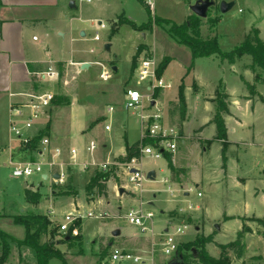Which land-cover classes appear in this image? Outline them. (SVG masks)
<instances>
[{
	"label": "rangeland",
	"instance_id": "rangeland-1",
	"mask_svg": "<svg viewBox=\"0 0 264 264\" xmlns=\"http://www.w3.org/2000/svg\"><path fill=\"white\" fill-rule=\"evenodd\" d=\"M74 1L77 4L74 12L79 16L75 29H71L72 21L69 17L61 22L54 19L50 23L53 30L49 34V46L52 53L60 55V58L89 60L90 65L84 69L81 65H76L75 79H72L65 66L63 71L58 68L59 77L53 100L63 104L72 101L74 95L78 94L77 98H80L85 108H71L69 111L56 109L49 133L52 138H63L65 143H70L69 136L77 138L75 144L78 154L69 165L64 162L63 167L60 156L48 154V159L43 162V172L16 177L13 175L14 164L9 160L8 150L16 151L20 141L22 144L26 142L12 131L11 126L9 130L0 117V231L21 240L26 235V229L15 223L14 216L45 214L50 220L49 233L41 236V242L56 241L55 247L64 253L66 264H115L110 257L114 247L140 253L147 259L145 264H167L175 253L165 255L163 252L165 229L174 232L179 225H187L183 233L176 235V241L181 246L179 252L194 259L193 254L196 255L200 247L198 239L209 235L207 232L213 230L210 234L215 235V241L207 243L206 247L211 255L220 257L219 244L229 243L236 238L241 223L238 215L255 213L264 218V198L261 194H255L257 188H264V71L251 66V55H244L234 62H222L218 56L197 58L191 66L189 47L170 36L166 26L157 25L146 31L136 30L129 23L117 27L119 17L134 21L137 25L147 24L155 16L172 20L178 25L184 24L196 15L191 10V5L196 0H150L152 5L148 0ZM215 1L216 4L209 9L207 17L198 16L201 38H217L223 51H231L246 39L252 28L257 27L264 40V0ZM223 2L231 5L226 12L221 10ZM99 21L102 22L100 26ZM93 23L97 27L92 26ZM114 29L116 33L112 34ZM97 32L100 39H95ZM43 33L44 30L40 27L34 35L43 39ZM61 33L65 35L61 36ZM107 43H111L110 50L105 48ZM139 44L144 49L138 53ZM148 56L155 57L158 64L165 60L168 62L165 74L162 73L166 80L162 75L161 77L165 82L171 83V87L148 90L147 82L138 83L139 62ZM114 67L117 69L114 70ZM187 70L191 71L188 75ZM103 73H109V77H101ZM257 73L262 78L261 82H256ZM182 78L185 79L190 111L191 123L187 128V105L185 114H182L179 104L172 106L169 103L177 98ZM194 78L200 85L199 94L195 93L193 87ZM245 78L254 83L258 90L253 101L243 97L247 93L251 94ZM67 79L69 83H65ZM49 85L54 87V83ZM64 87L67 92L62 91ZM127 88L150 93L154 100L159 98L163 89L164 97L160 103L158 101L157 106L145 99V112L152 113L160 107L166 120L170 121L169 124L180 125L184 134L185 129L189 133L193 126L204 124L216 112L218 93L221 95L229 91L232 94V112L241 122L233 116H227V123L232 128L229 137L233 141L228 143L226 150L227 176L223 168L222 143L216 142L204 151L198 141L191 145L182 143L183 134L180 133L178 164L190 168V171L188 168L184 174L177 171L174 182L166 183L164 179L170 178L168 159L146 154L142 165L144 189H137L130 182L120 155L127 144L137 142L141 136V109L126 108ZM43 91L52 93L46 89ZM110 107L114 109L112 112ZM40 118L41 116L35 120L31 128L24 129V134H30L31 139V135L41 127ZM107 124H110L111 130H106ZM20 126L24 128L23 124ZM82 130L86 131L81 133ZM214 132L215 125L212 124L203 136L211 138ZM200 135V131L194 129L190 140L196 141L195 138ZM90 141L96 143L93 151L87 150V143ZM212 141H207L209 146ZM32 152V157L24 160H18L14 154L10 157L13 162H41L42 158L35 151ZM51 158L56 163L53 168L47 163ZM106 162L119 164H110L107 169H103L101 165ZM84 163L90 165L87 170L82 168ZM55 168L63 170L65 182L53 179L52 170ZM152 170L156 172L154 180L147 177ZM98 172L109 173L111 176L107 181V192L102 196L98 194L97 187L90 192L87 189L89 180ZM44 173H49V178L44 179ZM53 182L57 183L54 188H58L54 197L51 191ZM25 183L28 188L34 186L40 190L39 202L26 199L25 194L30 189H26ZM121 188H124L123 193L120 192ZM199 192L201 195H198ZM190 204L194 206L193 210L189 209ZM141 209L144 213L154 212L153 231H143L129 221V215ZM69 212L84 215L79 225L80 236L73 240L74 245L71 247L68 243L59 242L65 234L60 231V223ZM89 212L107 213L108 216L90 217L87 216ZM255 219L251 215L243 217L245 225L251 229L256 225ZM217 224L221 225V231H217ZM115 230H120L121 234L114 236ZM10 241L11 253L4 264H37L35 249L19 245L12 239ZM246 243L247 253L243 260L248 264H264V237H257L256 233H252ZM1 254L0 237V256ZM49 264L63 262L54 257Z\"/></svg>",
	"mask_w": 264,
	"mask_h": 264
},
{
	"label": "crops",
	"instance_id": "crops-1",
	"mask_svg": "<svg viewBox=\"0 0 264 264\" xmlns=\"http://www.w3.org/2000/svg\"><path fill=\"white\" fill-rule=\"evenodd\" d=\"M71 1H74V0H1L2 8L0 10V112H1L0 117L3 119V123L4 122L6 123L5 126H8L9 130H10V123H11V118H12V111H11L12 105L14 104L21 105L23 107L24 116H22L21 118L25 117L31 112V107L27 105V103L29 102L27 93H30V92L42 93V92H45L43 90L46 89L48 91H52V93L55 94L54 88L56 87V81L59 75H57V77L55 78H50L48 75L45 74V72L49 71L50 69H53V70H56V72L58 73L59 72L58 68L62 67V71H63V67L65 66L66 70L70 71L69 73H71L70 75L72 76V79H75V73L77 70L74 67L78 64L82 65V63L84 62H90L89 60H75L73 58H70V60H67V59L60 58L59 57L60 55L52 53L51 47L49 46V41H50L49 34H51L50 32L53 30L52 25L50 23H52L54 19L61 22L63 20H66L67 17H69L70 21H72L70 24L71 29H75L76 27L75 24L78 21L79 16L74 12V9L77 8V4H76V1H74L75 5L72 7L70 5ZM101 23L102 22L99 21L98 25L100 26ZM61 26H59V28H61ZM92 26L97 27L95 26L94 23L92 24ZM40 27L42 30H44L43 39L37 38V36L34 35V32ZM77 28H78V25H77ZM64 35L65 34L61 33V36H64ZM192 70L193 68L191 69V71ZM191 71L187 70L186 75H188ZM244 81L249 82V80H247L246 78ZM51 83L52 84L54 83V87L52 86V88L49 85ZM65 83H69V80L67 79ZM181 84H184L186 88L184 78H182ZM193 87H194L195 93L199 94L200 85L198 84L196 78H194ZM148 90H150L149 87H148ZM62 91L67 92V88L66 87L62 88ZM64 94L66 95L67 93H64ZM257 94H258V90L256 88L255 94L249 95L247 93L243 97L247 99L248 101L249 100L253 101L254 96ZM228 95L229 96H228L227 101L229 104V112L224 114V119H225V123L227 127V142L230 144L231 142H233L232 140H230V137H229L230 131H232V128H230V126L227 123V116H233L235 119H237L240 122H241V119L232 112V108H231L232 94L229 93L228 91ZM77 96L78 94L74 95V98L72 99V101H68L66 103L63 102V104L56 102V100L55 101L52 100L50 106H48L47 109L45 110V113L41 115V118H40L41 127L39 128V130H37V133H34V135H31L32 138L34 139L36 135L43 132L42 139L43 138L50 139V149L51 150L54 149L55 147L61 148V155H60V157L62 158L61 164H65L64 162H67V165H69L71 163L70 161L75 160V158L77 157L78 149H77V154L75 157H73V155L71 154V149L72 148L76 149L77 147V145L75 144V142L77 141V138L73 136H69L68 138L70 139L69 140L70 143H67V142L65 143L63 138H61L62 140L58 137L52 138L49 133V130H50L53 117L56 113L55 112L56 109L57 111H61L60 109L69 111L71 108L72 109L73 108H76V109L85 108L83 107V103H81L80 98H77ZM185 96H186V93H185ZM163 97H164V92L162 89L160 91L159 98H155V100L153 99L154 104L158 105V101L160 103ZM169 103L172 106L178 104L179 103L178 96L176 99L170 100ZM206 103L214 105V103L212 102H206ZM186 105H187V111H188V117H189V120L185 122V123L188 122L186 124V128H187L188 125L191 123L190 111H189L188 103H187V97H186ZM215 106L217 110V105ZM215 113H212L210 115V118L208 119L209 121L207 120L204 124H199L197 126H193L192 128H190L189 133L185 129L186 133L184 134L182 131L183 128L180 125L176 126L179 129L180 133L184 135V136L182 135L181 137V142L188 143L189 145H191L198 141L201 147L204 148V151H207L216 142L222 143L220 140H214V137L217 134L216 124L212 122ZM66 123L67 125L69 124L68 119L66 120ZM212 124L215 125L214 134L212 135L211 138L204 137L203 136L204 132L207 129H209ZM194 129L199 130L201 135L195 138L196 141H191L190 137L192 136V131ZM85 131L86 130H82L81 133H84ZM210 140H213L212 141L213 143H211V145L209 146L207 141H210ZM88 144L89 142L87 143V146ZM128 145L129 144H127V146ZM126 148L120 154L122 157L126 153ZM42 149L43 147H42V140H41L38 150L35 151L37 153V156L40 157ZM177 150H178V147H177ZM177 150L175 152H166L164 153L162 157H166V154L170 153L172 155L174 165L178 167V169H181L180 172L184 174L187 171L188 167L178 164ZM8 153H9V160L11 159V161H13V159L10 157V155L12 154L17 156L18 160H24V159H28L31 156V154H33L34 152H32V150H29V149H24V145L20 141V143L18 144L17 150L12 151L11 149H9ZM176 154H177V157H176ZM227 161H228V157H227ZM223 168H224L225 175L227 176L228 164H226V167H224V164H223ZM59 170L60 169L58 168H55L52 170L53 179L56 180L55 174L60 173ZM188 170L190 171V168H188ZM44 174H48V178H49V173H44ZM169 180L170 182H174L175 180V174H173L171 170H170ZM63 181L65 182V175H64ZM51 185L53 186L51 191L53 194L52 196L54 197L56 193L58 192V188L57 187L54 188V186H56L57 183L53 182ZM24 186L26 187V189H30L31 191L40 192V190L34 186L28 188L29 186L27 183H25ZM74 194H77V192L76 193L74 192ZM255 194L257 195L261 194L264 198V188H257ZM250 215L255 216L256 218H261L255 213L246 214V215H238V218L240 219L241 223H240V228L236 232L237 235L239 231L243 230V227L245 225L243 217L250 216ZM167 229L168 228H166L165 231H167ZM252 230L254 231L246 232L244 234L245 243H246V239L252 233H256L257 237H264L262 234L259 233V231H262L263 228L257 222H256V225L254 226V229L252 228ZM217 231H221V225H220V229H217ZM211 232H207V234L211 235L210 234ZM214 238H215V235H214ZM209 243H212V242H209ZM221 253H222V250H221ZM246 253H247V243H246V250H245L244 257L240 261H244L243 259L245 258ZM230 255L234 260L235 257L232 251L230 252Z\"/></svg>",
	"mask_w": 264,
	"mask_h": 264
},
{
	"label": "trees",
	"instance_id": "trees-1",
	"mask_svg": "<svg viewBox=\"0 0 264 264\" xmlns=\"http://www.w3.org/2000/svg\"><path fill=\"white\" fill-rule=\"evenodd\" d=\"M2 8V2L0 0V10ZM200 18L197 15H193L189 18L188 22L184 24H176L172 20L164 19L161 17L155 16L150 20L147 24L137 25L134 21H131L124 17H119L117 27L123 23L131 24L136 30L146 31L152 30L154 27L162 26L167 27V31L170 36H172L176 41L181 44H184L189 47L191 56H192V65L197 58L203 57H211L218 56L222 62L229 61L234 62L244 55H251L253 68L259 67L264 71V40L261 37L260 29L254 27L251 29L246 39L239 45L235 46L231 51H223L219 45V41L217 38H209L203 39L199 35V27H200ZM116 33V29L113 30L112 34ZM144 49L143 45H139L137 48V52H141ZM61 65V64H60ZM168 62L162 61L159 64L157 69V74L160 77L164 70L166 69ZM62 69V67H60ZM256 82H261L262 78L259 73L256 74ZM246 86L249 88L251 95L256 93V87L254 83L245 81ZM219 92V91H218ZM228 93H223L219 95L218 93V101H217V110L214 115L212 122L216 124L217 134L214 137V140H220L222 142V158L224 162V167H226L227 161V127L224 119V114L229 112V104H228ZM179 105L178 107L182 111V114H185L186 111V96H185V85L181 84L179 87ZM43 137V132L39 133L31 139L28 143L23 144L24 149L37 151L39 145L41 143ZM147 143L155 144V141L148 139ZM141 141L133 143L132 145H128L126 148L125 156L121 157L123 161L128 160L132 157L140 156V145ZM166 153V151H164ZM166 158L168 159V164L171 172L176 174L177 171L180 172L181 169H177L172 161V155L170 153L166 154ZM109 173H96L90 180L87 188L88 191L93 188H98L99 195H105L107 189V181L110 178ZM41 197L40 192H34L28 190L26 192V199L28 201L39 202ZM14 221L16 224L25 226L26 235L23 239H14L9 235L4 234L0 231V237L2 241V254L0 256V264H4L11 253L12 249V241L17 242L19 245L30 246L36 251L37 255V264H49L51 258L57 257L62 260L63 264H66V258L64 253H62L59 249L55 247L56 241H48L41 242V236L49 233V225L50 220L45 214H22L14 216ZM258 224H260L263 228L262 231H259L260 234L264 236V219L256 218ZM252 229L246 225H244L243 230L238 232V235L234 241H231L226 244H219L222 253L220 257H215L209 253L206 248V244L209 242H214V235H208L205 237H200L198 239L199 249L197 254H193L194 259H190L189 256H184L186 264H248L245 261H240L245 254L246 243L244 241V234L246 232H250ZM78 236H72L70 239H66V235L59 242L68 243L71 247L74 245V239L78 238ZM181 249L179 245L178 250ZM234 253L235 261L230 255V252ZM253 259H258L254 257Z\"/></svg>",
	"mask_w": 264,
	"mask_h": 264
},
{
	"label": "built area",
	"instance_id": "built-area-1",
	"mask_svg": "<svg viewBox=\"0 0 264 264\" xmlns=\"http://www.w3.org/2000/svg\"><path fill=\"white\" fill-rule=\"evenodd\" d=\"M87 2H91V0H87ZM148 3L152 5V2L148 0ZM105 27V25H102ZM95 39H100L98 32L95 35ZM158 62L155 57H143L138 65V83L147 82L150 90H155L158 87H171V84L165 82L162 77H159L157 74ZM50 78L57 77L58 73L56 70L50 69L45 72ZM101 77L107 78L109 77V73L101 74ZM29 98L28 106L31 107V112L24 116V109L21 105H12V118H11V129L15 134L20 138L24 139L26 143L31 140L29 135L24 134V129H29L35 123L42 113L44 109L50 105L52 100L54 99V94L51 92H43V93H35L30 92L27 93ZM148 99L153 102L152 96L150 93H143L137 88H127L125 91V106L126 108H139L141 109V113H139V121L141 125V138H140V156H134L128 160L123 161L122 165L127 169V174L129 176L130 182H133L137 189L143 190V180L145 179V175L142 170L143 158L147 154L151 157L161 158L164 155V151L166 152H175L178 147V139L180 137L179 129L176 126H171L169 122L166 120L163 111L160 107L156 108L157 110L152 113L145 112L144 101ZM157 106L156 104H153ZM110 112L114 109L113 107L109 108ZM19 117V118H18ZM23 124L24 128L20 126ZM106 130H111L110 124L105 126ZM24 136V137H23ZM151 139L155 141V144L147 143L146 140ZM43 149L41 151L40 157L42 158L41 162H35L32 160L21 161V162H13L14 169L13 175L16 177L20 176H30L35 172H43V162L46 161L47 155L52 154L53 157H59L61 155V148L55 147L54 149H50V139L43 138L42 139ZM96 148V143L94 141H90L87 150L93 151ZM71 154L73 157L77 154V149L72 148ZM47 163L51 168L56 166V163L53 158L47 160ZM110 164H119L118 162L103 163L101 166L103 169H107ZM94 165V164H92ZM87 163L82 165L83 170L88 168ZM63 167V164H61ZM60 177L59 181L64 180L65 173L60 169L59 170ZM164 181L166 183L170 182L169 178H165ZM198 195H201L199 192ZM189 209L193 210L194 206L192 204L189 205ZM87 216L96 217V218H105L108 216L107 213H98L93 214L89 212ZM154 212L150 211L144 213L141 209L135 213L129 215V221L139 227L143 231H153V221H154ZM84 217L83 213L69 212L65 215L64 221L60 223V231L64 232V235L70 234L72 236L80 235V221ZM187 229V225L178 226L174 232H169V229L164 232L163 239V252L165 255H171L178 250L179 244L176 241V235L183 233L184 230ZM111 261L115 264H145L147 259H145L140 253L133 252L130 250H125L122 248L114 247L112 253L110 255Z\"/></svg>",
	"mask_w": 264,
	"mask_h": 264
},
{
	"label": "water",
	"instance_id": "water-1",
	"mask_svg": "<svg viewBox=\"0 0 264 264\" xmlns=\"http://www.w3.org/2000/svg\"><path fill=\"white\" fill-rule=\"evenodd\" d=\"M215 4H216V1H215V0H196L195 3H193V4L191 5V10H192L193 13L196 14L197 16L204 18V17H207V16H208L209 9H210L212 6H214ZM70 5L73 7V6L75 5L74 1H71ZM230 7H231V5H230L229 3H227V2H223V3L221 4V10H222L223 12L228 11V10L230 9ZM83 34H85V33L83 32ZM110 47H111V43H107V44L105 45V48H106L107 50H110ZM89 65H90L89 62H84V63H82V65H81L82 67H81V68L84 69V68L88 67ZM113 69L116 70L117 68L114 67ZM152 104H154V101H153ZM59 177H60V174H59V173L55 174V178H56V179H58ZM147 177H148L149 179H151V180H154L155 177H156V172H155L154 170L149 171L148 174H147ZM43 178H44V179H47V178H48V174H44V175H43ZM120 192L123 193V192H124V188H121V189H120ZM216 228H217V229H220V225L217 224V225H216ZM120 234H121V231H120V230H115V231L113 232V235H114V236H119ZM70 237H71V235H70V234H67L65 238L68 240V239H70ZM167 264H186V261H185V259H184V254H183V252H179V251L177 250V251L175 252L174 257L171 258V259L168 261Z\"/></svg>",
	"mask_w": 264,
	"mask_h": 264
}]
</instances>
